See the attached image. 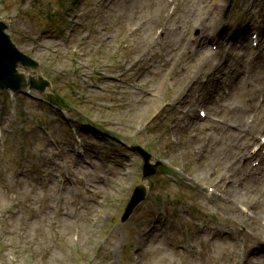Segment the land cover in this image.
<instances>
[{
  "label": "rangeland",
  "instance_id": "obj_1",
  "mask_svg": "<svg viewBox=\"0 0 264 264\" xmlns=\"http://www.w3.org/2000/svg\"><path fill=\"white\" fill-rule=\"evenodd\" d=\"M146 1L0 0L51 82L0 88V264H163L157 247L175 264H264V0H166L174 44L159 27L142 49L120 15ZM135 144L163 161L157 175L143 179ZM221 148L228 161L213 162ZM242 173L254 191L231 186ZM140 182L147 198L122 221ZM52 198L59 210L23 239V217ZM64 211L87 227L80 240L61 235Z\"/></svg>",
  "mask_w": 264,
  "mask_h": 264
},
{
  "label": "bare ground",
  "instance_id": "obj_2",
  "mask_svg": "<svg viewBox=\"0 0 264 264\" xmlns=\"http://www.w3.org/2000/svg\"><path fill=\"white\" fill-rule=\"evenodd\" d=\"M146 7V14L139 12V9H142ZM170 8L169 6V2H167L166 0H147L144 4H132L130 7H128V5H126L125 9H124V13L122 15H120V17L126 21V23L123 26V30H126V36H131L134 35L136 38L132 39L133 42L136 45V48H141L145 49V48H150V46L153 44V40H152V35L153 32L157 29V28H162L161 29V36H164L166 38L165 41V45L166 46H171L174 44V39H172L170 36V27L168 26L169 24L167 22H163V24H161L162 22L158 19V17L162 14L167 13V9ZM145 12V11H144ZM139 17V23L138 24H133L134 18H138ZM141 18V19H140ZM142 19H145L144 22H142ZM144 30L145 36H143L140 31ZM141 36V37H140ZM150 45V46H149ZM262 63L264 64V59L262 60ZM159 87H157L155 89V91H157ZM180 92H184V90H181ZM154 102V101H152ZM159 104V103H158ZM157 104V105H158ZM153 107H155V105H151ZM160 144V143H159ZM227 150L228 148H221L218 152L219 155V159L218 160H214L213 162H219L221 163L222 160H224V163H226L228 161L227 159ZM230 150V149H229ZM210 167H207L206 169L208 170ZM197 169L199 168V165L197 166ZM249 172L251 173V168H248ZM203 174H205V172L203 171ZM241 175L245 176V178L241 177ZM241 175H238V177L241 179L242 181V188L241 187H237L234 183L231 184V186L235 189V188H239V190H243V191H247L250 192L254 191L253 187L254 185L250 186V175L248 176L246 173H242ZM225 176H227V172H225ZM229 180L228 183H231L233 180H231V178L233 177V173L229 174ZM1 178H4V176H2ZM256 180H258V177H255ZM7 181H9V177H7ZM0 198H2L3 201L7 202V199L10 195V190L5 191L0 189ZM32 192L33 189H29ZM255 192L257 193L258 191L255 190ZM26 196L28 194L25 192L24 193ZM257 195H260L257 194ZM261 196V195H260ZM261 199V197H259ZM68 199L65 200V202H67ZM264 202V198L261 200ZM28 209L32 210V206L35 204V202L31 203L30 201L28 202ZM31 203V204H30ZM60 208V204L58 202H56V200L54 198H52L47 205V209L46 211L43 212V214L45 215H38L37 214V209H35L36 214L33 212L32 214H30L29 217H23L22 219V237L23 239H28V237H30V229L33 226H36L38 228H43V226H45L46 224V220L51 219L50 216H52V214L50 212L53 211H58ZM34 211V210H33ZM50 211V212H47ZM39 214H41L40 212H38ZM72 213L64 211L63 213H61L59 216H61L63 219H61L60 217L57 219L58 222L63 223V231H61V235L64 234L65 230H67L68 235H70L71 233H75L78 234V240H80L81 238H83L85 232L84 230L87 229V227L83 224H79L78 222L75 224L76 221H73V217L71 216ZM12 222H18V218L15 217L11 220L10 224ZM17 229V226L13 227V231H15ZM139 240H136V242H138ZM214 247V246H213ZM215 248V247H214ZM212 249L209 251L208 257L210 258H215V257H219L220 253H216L215 249ZM157 251L161 254V256L159 259L163 260V264H175V257L174 255H176V252H167V254L165 253L166 250L164 247H157L156 248ZM192 256V255H191ZM188 259H185V262H180L178 264H195L194 257H186ZM158 259V260H159ZM224 262H228L227 260Z\"/></svg>",
  "mask_w": 264,
  "mask_h": 264
},
{
  "label": "water",
  "instance_id": "obj_3",
  "mask_svg": "<svg viewBox=\"0 0 264 264\" xmlns=\"http://www.w3.org/2000/svg\"><path fill=\"white\" fill-rule=\"evenodd\" d=\"M7 28L8 25L0 20V86L4 88H11L12 90L18 92L22 90L23 85L25 84L26 87L24 90L26 91L30 87L38 88L41 91H44L49 85V82L41 77L38 69L32 70V68L38 67V63L16 47V45L11 41L9 34L6 32ZM19 62L24 64L26 68H29L31 74H19L16 70ZM23 78L26 82H24ZM135 150H138L146 160L144 170L145 176L154 174L157 166L149 164L151 156L140 147H135ZM146 194V186L141 184L136 187L130 204L123 216V221L129 218L134 208L145 199Z\"/></svg>",
  "mask_w": 264,
  "mask_h": 264
}]
</instances>
